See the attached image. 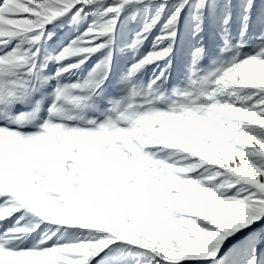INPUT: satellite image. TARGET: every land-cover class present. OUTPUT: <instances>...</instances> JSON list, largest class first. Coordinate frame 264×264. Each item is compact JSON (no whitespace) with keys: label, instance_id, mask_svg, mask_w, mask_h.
<instances>
[{"label":"snow or ice","instance_id":"1","mask_svg":"<svg viewBox=\"0 0 264 264\" xmlns=\"http://www.w3.org/2000/svg\"><path fill=\"white\" fill-rule=\"evenodd\" d=\"M0 264H264V0H0Z\"/></svg>","mask_w":264,"mask_h":264}]
</instances>
